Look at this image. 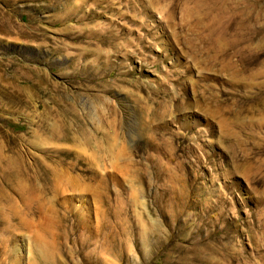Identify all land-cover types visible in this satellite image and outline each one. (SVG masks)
<instances>
[{
  "label": "rangeland",
  "instance_id": "374dc122",
  "mask_svg": "<svg viewBox=\"0 0 264 264\" xmlns=\"http://www.w3.org/2000/svg\"><path fill=\"white\" fill-rule=\"evenodd\" d=\"M0 264H264V0H0Z\"/></svg>",
  "mask_w": 264,
  "mask_h": 264
},
{
  "label": "bare ground",
  "instance_id": "6f19581e",
  "mask_svg": "<svg viewBox=\"0 0 264 264\" xmlns=\"http://www.w3.org/2000/svg\"><path fill=\"white\" fill-rule=\"evenodd\" d=\"M249 27H250V26H249ZM235 40H236V39H235ZM232 42H233V41H232ZM231 44H232V43H231ZM240 44H241V43H240ZM242 50H243V49H242ZM243 52H244V51H243ZM237 56H238V54H237ZM243 57H244V56H243ZM244 58H245V57H244ZM240 59H241V57L239 58V61H240ZM248 59H249V58H248ZM248 59H247V60H248ZM251 60H252V59H251ZM251 60H250V61H251ZM242 61H243V60H242ZM244 61H245V59H244ZM245 62H246V61H245ZM245 62H243V63H245ZM247 62H248V61H247ZM243 63H242V65H243ZM249 64H250V63H249Z\"/></svg>",
  "mask_w": 264,
  "mask_h": 264
}]
</instances>
